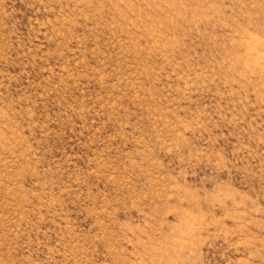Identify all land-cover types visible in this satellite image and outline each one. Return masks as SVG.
I'll list each match as a JSON object with an SVG mask.
<instances>
[{
	"label": "rangeland",
	"instance_id": "1",
	"mask_svg": "<svg viewBox=\"0 0 264 264\" xmlns=\"http://www.w3.org/2000/svg\"><path fill=\"white\" fill-rule=\"evenodd\" d=\"M0 264H264V0H0Z\"/></svg>",
	"mask_w": 264,
	"mask_h": 264
}]
</instances>
